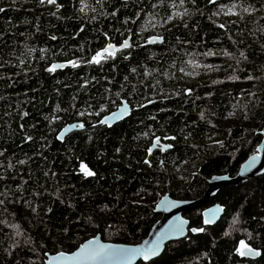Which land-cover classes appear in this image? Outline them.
<instances>
[{
	"label": "trees",
	"instance_id": "obj_1",
	"mask_svg": "<svg viewBox=\"0 0 264 264\" xmlns=\"http://www.w3.org/2000/svg\"><path fill=\"white\" fill-rule=\"evenodd\" d=\"M57 3L0 0V264H46L45 253L97 235L139 244L164 195L200 198L262 141L264 0H83V12L81 0ZM153 35L164 43L145 46ZM129 36L130 49L84 63ZM68 60L80 66L46 71ZM123 100L132 116L99 125ZM78 121L86 129L59 142ZM158 137L172 149L149 155ZM81 162L96 175L84 177ZM213 204L225 215L206 226ZM185 217L204 231L168 244L154 264H264V176ZM240 240L259 259L238 256Z\"/></svg>",
	"mask_w": 264,
	"mask_h": 264
},
{
	"label": "water",
	"instance_id": "obj_2",
	"mask_svg": "<svg viewBox=\"0 0 264 264\" xmlns=\"http://www.w3.org/2000/svg\"><path fill=\"white\" fill-rule=\"evenodd\" d=\"M157 37H159V39H155ZM125 41L128 42V47L127 48H121L120 45H116L117 46L116 54L118 52H122V51H125V50H128L131 48L132 37L129 36ZM163 43H164V37L158 36V35H153V36H150L149 38H147V41L144 45L145 46H154V45L163 44ZM56 63L65 64L64 68H59L57 70H65L66 68L71 67V65H68L66 62H56ZM149 104H151V103H149ZM149 104H147V105H149ZM123 108H127V112H122L121 110ZM113 113H118L119 115H117L116 117H113V115H112ZM132 114H133L132 106L128 103L127 100H123L121 105L115 111H113V112L102 117L101 120L107 118V123H105V124L98 123V124L101 126H106L107 128H113L115 125L125 121L128 118H130L132 116ZM81 123L84 124L83 128L71 127L72 125H78ZM85 129H86V125L84 122L78 121V122H73V123L67 124L59 132V134L57 135V139H58V137H61L60 139H58V141L63 143L66 140V138L69 137L71 134H73L75 132L83 131ZM260 135L262 136V141L259 144L256 152L253 155H251L240 166L238 173L235 176H231L229 174L214 175L212 178H210L208 180V187L205 190L204 194L200 198L194 199V200H179V199H174L169 194L164 195L158 201V203L155 206V213L160 215L161 218L154 224V226L150 230L147 238L145 240H143L141 243L135 244V245L111 243V242L104 241L101 235H97L96 237H93L89 240L95 239L99 243H102V244H111V245H117V246H123V247H136V246L143 245L145 242L150 243V242L156 240L157 237L159 235H161L162 233L168 232L167 237L161 243L160 251H159L157 256L150 257L148 261H145L142 257L138 256V257H136L135 260H133L131 262V264H139L141 262L151 263V262L159 259L163 255V253L165 252L168 244L184 240L189 236L190 233H192L194 235H198V234L202 233V232H192L191 231L192 228H191L190 221L185 217V215L187 213H190L192 211H195L197 209H201V208L205 207L211 201L212 198H214L222 189H224L226 187H237L240 185H244V184H246V183H248V182H250L256 178H260V177L264 176V126L260 132ZM166 145L167 144H164L160 138L154 139L153 144L150 147L152 151H151V153L148 152L149 155H152L155 151H157L159 149L163 153H166L167 151L172 149V146L171 147H165ZM253 156H256V161L254 164L252 163V157ZM165 199H167V201L169 203L164 205V206H160L161 201H163ZM217 206H219L220 210L215 211L214 214H212V213L208 214L207 218L210 219V223L205 224L206 226H215L224 217L225 207L220 205V204H213L209 207L204 208V210L202 211L203 220L206 218L205 213L207 212V210L215 209ZM180 221H187V223H185L183 225V234L169 231L170 224L171 225H177L180 223ZM85 243H87V241ZM53 255H55V254H53ZM53 255L47 254L46 264H49V260ZM259 257L260 256H258V257L251 256V257H245V258L249 259V260H257V259H259Z\"/></svg>",
	"mask_w": 264,
	"mask_h": 264
},
{
	"label": "snow or ice",
	"instance_id": "obj_3",
	"mask_svg": "<svg viewBox=\"0 0 264 264\" xmlns=\"http://www.w3.org/2000/svg\"><path fill=\"white\" fill-rule=\"evenodd\" d=\"M80 8V11H84V7L86 5H83ZM210 3H215V0H209ZM39 3L41 5H44L45 3L50 5H55L57 9L61 8L62 5L57 3V0H39ZM223 7V6H222ZM233 8L235 5L232 6ZM4 9L0 8V12H3ZM94 11V9H93ZM231 12V9H229ZM244 11H248L247 8L244 9ZM55 15L56 13H52ZM220 27H224V25H220ZM55 39V37H53ZM159 39V37L155 38ZM121 48H127L128 42L124 41L123 44L120 45ZM117 46L108 43L105 47H103L101 50H98L95 52L94 55L91 56L89 60L84 61V63L87 64H101L103 60L113 58L116 54ZM243 56V53H241ZM68 65H71L72 68H77L80 66L81 61L80 60H68L66 62ZM65 64L63 63H53L50 67L46 69L49 73L55 72L59 68H64ZM191 91V90H189ZM122 112H127V108H123L121 110ZM26 115V113H25ZM80 115H84L83 112L80 113ZM113 117H116L119 115L118 113H113ZM203 115V114H201ZM99 123L105 124L107 123V118L100 120ZM71 127H79L83 128L84 124H78V125H72ZM61 137H58L60 139ZM27 140H31L32 137L28 136L26 137ZM159 139V138H157ZM171 139H175L172 137ZM217 143L222 145V141H218ZM165 147H171V145H166ZM119 151V149H117ZM151 148L148 149V152L151 153ZM0 155H3L2 152H0ZM256 161V156L252 157V163L254 164ZM19 163L23 164L25 161L21 160ZM145 163H148V161H145ZM11 166V165H9ZM80 171L83 173L84 177H93L96 175L94 171H92L85 163H80ZM0 203H3V201H0ZM169 202L167 199L161 201L160 206H164L168 204ZM220 208L217 206L215 209H209L205 213V219L204 223L208 224L210 223V219H208V214L212 213L214 214L215 211H219ZM33 212H35V208L32 209ZM50 211V210H49ZM187 223V221H180L177 225H171L169 226V231L176 232L183 234V225ZM15 227V226H14ZM192 232H203L204 229L197 227L192 228ZM19 235V232L17 233ZM168 232H164L161 235L157 237L156 240L152 242H145L143 245L136 246V247H123V246H117V245H111V244H102L99 243L97 240H89L87 243L81 244L79 248L69 253H66L64 251H58L53 255L50 260L49 264H131L133 260L136 259V257H142L145 261H148L150 257H155L158 255L161 247L162 241L167 237ZM235 252L240 257H251V256H261V252L257 250L256 248L252 247L249 243H247L245 240H240L238 246L235 248ZM47 255V253H45ZM154 264V262H153Z\"/></svg>",
	"mask_w": 264,
	"mask_h": 264
}]
</instances>
